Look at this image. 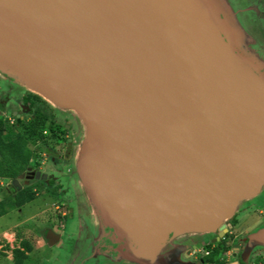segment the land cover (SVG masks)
I'll use <instances>...</instances> for the list:
<instances>
[{
	"label": "water",
	"instance_id": "water-1",
	"mask_svg": "<svg viewBox=\"0 0 264 264\" xmlns=\"http://www.w3.org/2000/svg\"><path fill=\"white\" fill-rule=\"evenodd\" d=\"M229 12L0 0V74L73 126V180L128 264H185V239L224 231L264 192V64ZM247 239L246 256L264 228Z\"/></svg>",
	"mask_w": 264,
	"mask_h": 264
},
{
	"label": "flooded vegetation",
	"instance_id": "flooded-vegetation-1",
	"mask_svg": "<svg viewBox=\"0 0 264 264\" xmlns=\"http://www.w3.org/2000/svg\"><path fill=\"white\" fill-rule=\"evenodd\" d=\"M257 3L258 5L254 3L256 5V11L254 9H244V7L237 8L232 17L235 19L237 14L250 11L260 20H264V15L260 16L256 13L259 11L260 14H263L264 0H257ZM257 29L258 27L255 28V30ZM11 83L12 81L8 77L0 74V121L3 125L6 126L7 123L12 127L16 123L18 125L21 122H28L37 109L46 111V105L51 111L54 121L62 129L58 132V138L51 141V143L45 146L35 145V148L39 149V152L33 154V158L29 161L25 170L17 176L16 180L19 186L13 185L14 180L5 183L0 181V193L5 198L14 195L17 191L24 188L38 185L42 189L37 193V196L41 192L46 193L50 191L60 198L56 199V203H52V206L55 208L60 209L62 204H68L70 207H78L79 211L84 210L85 208L81 207L82 204L79 202V195H81L79 189L68 193L64 187L67 176L63 173L70 171L74 165L76 156L74 138H72L75 133L73 126L67 120L60 119L54 115L52 109L39 97L36 98L35 95L28 92L15 94L16 92ZM44 134L48 136L49 132L44 131ZM43 176H45V179L42 178ZM37 183H40V185ZM33 191L37 192L35 188ZM69 195L71 196L70 201L66 200ZM57 215L59 217V214ZM85 218H87V215L84 213L80 215H69L64 219L63 223L60 222L59 227L63 231V235L54 233L50 229H35L37 230V234L33 236L35 240L34 246L41 249L47 245L50 248L66 250L69 255V260L64 264H100L101 260L104 261V264H128L119 256L118 248L120 243L113 241V232L107 228H98L97 236L93 237L90 234V229L86 224ZM61 219L63 218L60 217V221ZM240 220L243 221L241 225ZM82 223L84 226H82ZM20 224H23V222L21 221L9 230V232L14 234L15 240L18 241V245L12 246V249H9L5 242L4 235L8 232L0 233V256L11 252V261H13V251L15 249H22L20 242L24 240L30 243L31 241L29 238L22 237V231L18 232L21 237H17V231L15 230ZM247 224L248 226L242 227ZM224 226V231H217L213 235H205L198 240L185 239L181 245L183 248H181V256L179 259L185 264H249L254 259H256L258 264H264V245L253 248L247 256L245 254V249L249 245L247 237L257 230L264 228V192L239 209L231 219L225 222ZM48 231H51L54 237L50 236V239H47ZM49 240L53 242L52 245L49 244ZM87 240L90 242L91 251L87 257H83L82 250L85 248L84 245L87 244ZM72 250L73 253H71ZM160 257L161 262L164 261L167 264L174 263V261H169L166 258V254Z\"/></svg>",
	"mask_w": 264,
	"mask_h": 264
},
{
	"label": "rangeland",
	"instance_id": "rangeland-1",
	"mask_svg": "<svg viewBox=\"0 0 264 264\" xmlns=\"http://www.w3.org/2000/svg\"><path fill=\"white\" fill-rule=\"evenodd\" d=\"M223 7L226 8L227 10H230L229 12L231 15V19L233 18L232 16L234 15L236 9L244 7V9H254L256 11V5H258L257 0H219ZM251 2V3H250ZM249 3V4H248ZM255 3V4H254ZM261 11V10H260ZM257 15H264L260 14V12H256ZM233 22L236 21L238 26L242 29L243 33V41L245 40V45H244V50L245 52L262 61L264 64V20H260L257 16H255L252 12L250 11H245L240 14H237L235 16V20H232ZM263 28H262V27ZM258 27L257 30L255 28ZM12 84V83H11ZM14 91L16 92L15 94H20L19 91H17L18 88H14ZM6 138L10 139L13 136L12 132H8L5 134ZM75 135L73 134L74 138ZM73 140H76L75 138ZM76 141H74V144L76 145ZM75 152H76V146L74 147ZM43 158V157H42ZM67 177H70V179H65V188L67 189L68 193H71L73 190H78L80 191L81 195L79 202L82 204L81 207H84V210L78 209V207H70L68 204H62L61 208L57 209L54 206H52V203H56V199L58 196L50 191L46 193H39L36 198H34L31 202L25 204L22 206L20 209L16 208H11L7 203L3 205L2 211L3 214L0 215V233L1 232H8L5 233V236L7 237L9 245L11 244L12 246L18 245V241L15 240L14 234L9 232L11 228H14L17 224H19L21 221L23 224H20L17 226L16 230L17 232H21L22 237H26L31 239L30 245L32 246L33 250L31 251L30 254L27 255L26 260L24 261L23 264H64L69 260V255L67 254L66 250H58L55 248H50L47 245L43 246L41 249L36 248L34 246V234H37V230L40 229H50L54 233L63 235V231H61L60 222L63 223L64 219H66L69 215L74 214V215H80L81 213H84L87 215V218H85L86 224L89 226L90 229V234L93 237L97 236L98 228L100 229V226L98 225V219L96 215L93 212V209L91 205H89V202L87 201V197L84 192H82V189L79 187L78 183L73 180V171L72 168L70 169L69 172L63 173ZM63 180V181H65ZM3 183L6 181L3 180ZM40 185V183H37ZM6 196V195H5ZM5 199L0 193V203L1 201ZM64 199H66L64 197ZM71 196H68V201H70ZM63 202V200H62ZM66 202V201H65ZM263 202V201H262ZM1 207V206H0ZM72 208V209H71ZM86 211V213H85ZM65 213V216H64ZM59 214V217L58 215ZM69 214V215H68ZM60 217L63 218L60 221ZM240 225L243 221H239ZM84 223V222H83ZM82 223V226L84 224ZM246 227L247 225H243L242 227ZM19 227V229H18ZM85 228V227H84ZM37 229V230H35ZM68 229V227H67ZM69 230V229H68ZM84 230V229H83ZM85 232V231H84ZM36 240H38L37 237H35ZM85 248L82 250V256L87 257L88 254H90L91 248H90V242L87 240V244L84 245ZM88 247V249H87ZM73 253V250L71 251ZM11 255L8 254L7 258L10 259ZM0 257V264H15V262L11 260H7ZM253 260V259H252ZM258 260V259H257ZM250 263L253 264H258L256 259L253 261H250ZM100 264H104V261L101 260Z\"/></svg>",
	"mask_w": 264,
	"mask_h": 264
},
{
	"label": "trees",
	"instance_id": "trees-1",
	"mask_svg": "<svg viewBox=\"0 0 264 264\" xmlns=\"http://www.w3.org/2000/svg\"><path fill=\"white\" fill-rule=\"evenodd\" d=\"M40 102L44 105L42 101ZM45 109L46 111L37 109L28 122H21L18 125L16 123L12 127L7 123L5 126L0 121V181L11 182L16 180L17 176L25 170L29 161L33 158V154L39 152L35 145L45 146L58 138V132L62 127L56 124L51 111L46 105ZM6 131L7 133L14 132H12L13 136L10 139L6 138ZM44 131L49 132L48 136H45ZM34 188L37 192L33 191ZM40 189L42 188L38 185H32L17 191L14 195L5 197L0 203V215L3 214L2 208L6 203L11 208H21L36 198ZM17 237H21L18 232ZM20 246L22 249L13 251L15 264H23L27 254L33 250L28 241H21Z\"/></svg>",
	"mask_w": 264,
	"mask_h": 264
},
{
	"label": "crops",
	"instance_id": "crops-1",
	"mask_svg": "<svg viewBox=\"0 0 264 264\" xmlns=\"http://www.w3.org/2000/svg\"><path fill=\"white\" fill-rule=\"evenodd\" d=\"M4 237H5L6 240H8L7 237H6L5 235H4ZM5 242H6V245H8L9 249H12V245H11V244L9 245V244H8V243H9L8 241H5ZM38 244H40V243H38ZM0 250H1V247H0ZM10 253H11V252H7V254H5L4 256H0V257L6 259L7 256H8V254L10 255ZM10 257H11V256H10ZM10 259H11V258H10ZM10 259L7 258V260H10Z\"/></svg>",
	"mask_w": 264,
	"mask_h": 264
},
{
	"label": "clouds",
	"instance_id": "clouds-1",
	"mask_svg": "<svg viewBox=\"0 0 264 264\" xmlns=\"http://www.w3.org/2000/svg\"><path fill=\"white\" fill-rule=\"evenodd\" d=\"M250 264H253V263H250Z\"/></svg>",
	"mask_w": 264,
	"mask_h": 264
}]
</instances>
